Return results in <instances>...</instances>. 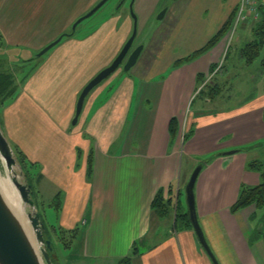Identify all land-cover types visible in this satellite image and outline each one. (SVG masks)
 <instances>
[{"label": "crops", "instance_id": "obj_1", "mask_svg": "<svg viewBox=\"0 0 264 264\" xmlns=\"http://www.w3.org/2000/svg\"><path fill=\"white\" fill-rule=\"evenodd\" d=\"M100 1L0 0L3 46L40 52L62 37L44 63L24 70L15 95L2 107L1 120L8 139L42 175L40 195L49 191L53 200L59 194L60 225L55 226L77 229L81 236L78 255L71 264H118L131 255L134 244L139 246L136 261L140 264H213L194 230L175 228L173 217L152 215L156 194L172 187L176 200L178 188L185 190L191 166L204 161L195 187L196 207L218 261L264 264V242L257 245L249 240L255 230L251 224L255 206L232 212L241 187L261 182L260 173L248 167L254 160L252 150L214 156L264 141V94L239 108L225 107L205 116L201 111L205 105L200 104L189 114L197 92L219 71L228 36L190 62L178 63L187 57L178 55L166 64L155 61L158 71L152 60H146L144 70L136 65L122 78L121 72L114 73L91 91L73 124L83 89L113 62L134 29L133 16L132 20L126 14L106 13L98 27L76 35L81 23L71 30L73 24ZM153 1L133 0L131 4V13L134 3L138 18V44L152 36L151 28L163 4L156 0L152 6ZM195 1L189 0V7ZM239 2L231 0L232 4L224 6L222 23L202 47ZM14 4L30 6V14L10 19ZM81 4L86 7L75 15L64 12L65 5ZM30 22L28 31H19L23 23ZM246 25L243 23L242 35ZM206 28L207 24L204 36ZM252 34L253 29L244 36ZM151 46L154 54L155 50L160 54L155 38ZM172 118L179 125L175 138L169 128ZM91 152L94 169L88 176ZM183 155L189 165L182 169Z\"/></svg>", "mask_w": 264, "mask_h": 264}, {"label": "rangeland", "instance_id": "obj_2", "mask_svg": "<svg viewBox=\"0 0 264 264\" xmlns=\"http://www.w3.org/2000/svg\"><path fill=\"white\" fill-rule=\"evenodd\" d=\"M256 1L260 3L262 0ZM121 2L122 0H109L94 15L81 22L76 35H79L80 33L83 34V31L85 29L92 30L98 27L104 17L103 15L106 13H112V15L114 16L122 15L124 17V14H126L130 18H132V16L134 15H136L137 17L136 9H134V3L132 7L134 13H131V4L133 0H124L123 5ZM155 3H157L156 0H154L150 5L153 6ZM193 4V7H189V0H163L162 7L154 20L155 25H153L151 28L152 36H148L146 40L141 41V44L144 46V48L138 59V62L136 63L137 66L139 65V69L144 70L143 68H146V60H152L153 65L155 61H159L161 64H166L174 60L175 58L180 57L178 55L185 57L193 53V51H195L199 47H202V45L206 43L207 37L215 33L219 25L222 23V9L224 8V6H228L232 3L231 0H196ZM95 6H92V9ZM85 7L86 6L82 4L65 5L64 12H71L72 15H75ZM30 8V6L14 4L9 9V17L10 19L20 18L22 16L27 17L30 14ZM206 8L208 9L207 11ZM163 10H165V14L162 18H159ZM181 10L183 11L182 14H180ZM90 11L91 10H87L81 15H85ZM252 16L253 17L246 21L248 25L245 26L246 29L244 31V35L249 34L250 30L254 28L256 24L255 22L259 21L261 18V16H259V19L256 17V15ZM205 24H207V28L205 30L206 36H204V33L202 31L205 27ZM73 26L71 30H73ZM242 26L243 22H240L232 36H228L230 31L226 34V36H228L229 44L225 55L226 57H224L223 63L218 68L219 71L215 73L212 78L210 77V79L206 80V83L204 82L205 84L202 91L197 92V94L195 95V99L189 107V114H194L197 109L200 108V104L205 105L201 110L203 112L202 115L205 116L212 114L216 110L224 109L225 107L239 108L249 103V101H251L252 99H256L258 96L264 94V74L262 73L263 69L260 66L261 61H256V64H254L253 66H247L245 61L240 56L241 49L245 46V44L255 38L253 34L250 37H247L248 35H242L240 33V31L242 30ZM31 27V22L30 24L23 23V28H21L19 31L26 32ZM154 29L155 32H153ZM132 33L133 29L130 36L132 35ZM138 38L139 37L137 35L135 44L140 43ZM153 38H155V45L159 46L157 49L160 54H158L156 50V54H154L152 51V46L150 48V44ZM21 48L22 47L17 50L18 48L16 47H6L0 45V72L10 71L14 73L15 71L16 73H14V78L16 87L18 83L22 81L21 77L25 72L24 70L30 68V66L33 64L44 63L47 59L48 54L52 50L50 49L42 56L37 57V54L39 52H28L27 50ZM147 51H149L148 54H146ZM261 56H264V48L262 50ZM123 66L116 72H121L120 78H122L126 74H130L132 70L131 68V70L125 71ZM155 70L158 71V68L155 67ZM214 88L216 90H214ZM205 98H209L210 100L212 99L213 102L210 104L202 102ZM2 109V106H0V116ZM260 143L262 142H259L257 144ZM251 156H254L253 159H259L264 162V146L253 148V150L251 151ZM204 160H206V158H204ZM188 163V158L183 155L181 159V168L183 169L188 166ZM196 166H191L189 172H193ZM2 177L4 180H6L5 176ZM35 184L37 191L36 200L38 209L42 214L45 224L48 227L47 236L53 241V245L55 247L59 262L61 264H71L72 259L78 255V240H81V236L78 237L77 234V238L71 241V238L69 236H66L67 238L61 239L55 234L52 226H59L60 222L58 219L59 213L53 206L49 205V203L52 201L53 196L49 191H46L42 195H40V191H38L39 183L36 182ZM180 199L181 195L179 196L178 201ZM174 202L176 203V201ZM182 202L186 205L185 190L183 191ZM176 214L177 208L175 209L174 207L172 217L175 218ZM263 222L264 207L257 208L255 215L251 219V224L256 230V232H254V235L252 233V235L249 236V240L251 243L258 245V241H262L261 238H258V236H260V234L258 233V228H261L263 226ZM81 228H84V224L82 223L80 224V229Z\"/></svg>", "mask_w": 264, "mask_h": 264}, {"label": "water", "instance_id": "obj_3", "mask_svg": "<svg viewBox=\"0 0 264 264\" xmlns=\"http://www.w3.org/2000/svg\"><path fill=\"white\" fill-rule=\"evenodd\" d=\"M109 0H101L90 12L81 16L73 26V30L85 19L94 15ZM132 13H134L132 11ZM165 10L159 18H162ZM135 23L132 35L124 44L122 50L115 57L113 62L101 70L83 89L77 103L76 114L73 124H77L81 116L85 101L88 95L102 82L112 76L124 64V70L133 68L143 51L144 46H138L131 54L137 36V18L133 16ZM62 37L48 44L43 48L37 57L42 56L61 41ZM250 148H234L218 152L214 156H228L241 151L251 150ZM212 156V157H214ZM212 157L208 158L211 159ZM205 166V161L198 164L185 186L186 207L190 222L196 236L212 261L213 264H220L214 254L205 232L200 223L197 207L195 187L198 177ZM3 167V168H2ZM4 170V171H3ZM0 175L11 177L22 198L23 208L18 212L5 196L0 186V264H61L58 260L53 241L47 236L45 221L37 205L36 195L33 186L19 159L16 149L8 139L0 116ZM262 226L261 228H263ZM258 228V229H261Z\"/></svg>", "mask_w": 264, "mask_h": 264}, {"label": "trees", "instance_id": "obj_4", "mask_svg": "<svg viewBox=\"0 0 264 264\" xmlns=\"http://www.w3.org/2000/svg\"><path fill=\"white\" fill-rule=\"evenodd\" d=\"M237 9V8H236ZM236 9L232 13L231 17L225 22V24L221 27V29L217 32V34L202 48L195 51L191 55L187 56L184 59L179 60L178 63L190 62L205 52L209 51L213 47H215L228 33L232 21L234 20ZM260 12V20L255 22V26L253 28L255 38L245 44V46L241 49L240 56L245 61L247 66H253L256 64V61L260 60V66L262 67V73L264 74V56H261L262 50L264 48V2L259 6ZM0 45H3V36L0 31ZM214 90H216L214 88ZM16 93V82L14 78V73L10 71H2L0 72V106H4L8 100H10ZM213 94V93H212ZM208 95V94H207ZM170 134L172 138H175L179 132V125L177 118H172L170 121ZM189 133L185 135L189 137ZM264 146V142L254 145L253 148H259ZM14 148L17 151L19 159L23 165L25 172L27 173L29 180L33 186L34 193L37 195L36 191V182L38 183L41 180L42 175L39 174L36 170V164L30 162L26 155L19 150L16 146ZM250 170H255L261 175V182L255 186L244 185L241 187L239 197L237 202L232 207V212L236 213L244 208L249 206H255V208L264 207V162L259 159H254L248 164ZM94 156L93 152L90 153L88 159V176H91L94 169ZM174 191L172 187H170L167 191L160 190L152 203V215L156 218L163 219L166 217H172L174 211ZM182 200L180 199L177 202V214L174 218V225L177 229L189 228L193 230V226L189 219V214L187 207L182 204ZM44 204V203H42ZM50 206H53L56 211H60L61 209V198L59 194L49 203ZM254 216V215H253ZM252 216V217H253ZM264 226V222H263ZM55 234L61 239L67 238L69 236L71 241L77 238L78 231L76 230H66L62 227L52 226ZM46 229H48L46 225ZM256 230L253 231V235ZM258 233L264 242V227L259 229ZM140 254L139 246L134 244L131 255L123 257L120 259L118 264H140L136 261V257Z\"/></svg>", "mask_w": 264, "mask_h": 264}, {"label": "built area", "instance_id": "obj_5", "mask_svg": "<svg viewBox=\"0 0 264 264\" xmlns=\"http://www.w3.org/2000/svg\"><path fill=\"white\" fill-rule=\"evenodd\" d=\"M252 15H256V17L259 19V3L256 0H240L230 28L229 36L233 35L240 22L244 23L248 21L251 17H253ZM179 192L180 189L178 188L175 209L177 208Z\"/></svg>", "mask_w": 264, "mask_h": 264}, {"label": "bare ground", "instance_id": "obj_6", "mask_svg": "<svg viewBox=\"0 0 264 264\" xmlns=\"http://www.w3.org/2000/svg\"><path fill=\"white\" fill-rule=\"evenodd\" d=\"M6 180H4L3 177L0 175V186L5 196L8 198L10 203L14 206V208L18 212H21L23 208V204H22V198L20 196V193L15 187L11 177H6Z\"/></svg>", "mask_w": 264, "mask_h": 264}, {"label": "flooded vegetation", "instance_id": "obj_7", "mask_svg": "<svg viewBox=\"0 0 264 264\" xmlns=\"http://www.w3.org/2000/svg\"><path fill=\"white\" fill-rule=\"evenodd\" d=\"M140 45H142V44H135V43H134V46H133V48L131 49L130 54H131V53H132V52H133L138 46H140ZM124 64H125V62H124ZM124 64H123V65H124ZM123 65H122V66H123ZM123 67H124V66H123Z\"/></svg>", "mask_w": 264, "mask_h": 264}]
</instances>
